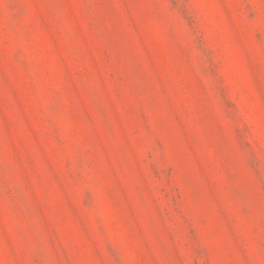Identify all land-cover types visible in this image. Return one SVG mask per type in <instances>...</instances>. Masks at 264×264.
Instances as JSON below:
<instances>
[{"label": "rangeland", "instance_id": "obj_1", "mask_svg": "<svg viewBox=\"0 0 264 264\" xmlns=\"http://www.w3.org/2000/svg\"><path fill=\"white\" fill-rule=\"evenodd\" d=\"M0 264H264V0H0Z\"/></svg>", "mask_w": 264, "mask_h": 264}]
</instances>
